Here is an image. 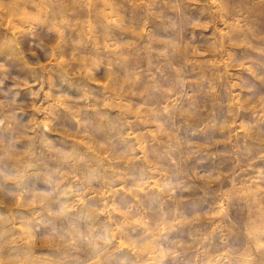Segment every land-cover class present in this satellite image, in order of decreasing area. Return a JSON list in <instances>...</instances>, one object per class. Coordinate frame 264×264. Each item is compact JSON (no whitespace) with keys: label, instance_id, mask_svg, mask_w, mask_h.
I'll use <instances>...</instances> for the list:
<instances>
[{"label":"rangeland","instance_id":"obj_1","mask_svg":"<svg viewBox=\"0 0 264 264\" xmlns=\"http://www.w3.org/2000/svg\"><path fill=\"white\" fill-rule=\"evenodd\" d=\"M264 264V0H0V264Z\"/></svg>","mask_w":264,"mask_h":264},{"label":"bare ground","instance_id":"obj_2","mask_svg":"<svg viewBox=\"0 0 264 264\" xmlns=\"http://www.w3.org/2000/svg\"><path fill=\"white\" fill-rule=\"evenodd\" d=\"M5 264V263H4Z\"/></svg>","mask_w":264,"mask_h":264}]
</instances>
